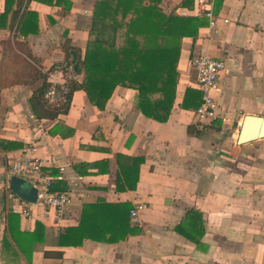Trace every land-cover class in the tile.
Masks as SVG:
<instances>
[{
  "label": "crops",
  "instance_id": "obj_1",
  "mask_svg": "<svg viewBox=\"0 0 264 264\" xmlns=\"http://www.w3.org/2000/svg\"><path fill=\"white\" fill-rule=\"evenodd\" d=\"M18 1L0 0V264H264V137L236 143L245 114L264 116V0H212L214 26L195 0H160L166 13L199 22L196 35L182 37L175 99L164 122L143 115L137 90L121 86L103 109L76 89L66 113L35 117L29 98L41 80L32 82V70L64 63L66 45L83 54L95 0ZM20 21H27L26 36L15 33ZM201 53L225 66L214 92L224 117L211 122H198L194 113L201 93L190 60ZM31 141L51 186H58L53 191L81 177L79 198L60 226L54 209L46 216L10 187L6 167ZM116 154L143 158L134 190L114 192ZM102 161L107 171L93 173L91 164ZM21 179L19 191L28 194L33 186ZM8 191L14 197L7 199ZM99 199L144 202L138 231L115 243L58 246V233L78 223L81 205ZM22 201L32 205L29 218L10 209ZM190 210L203 221L196 242L175 231L190 226L184 218Z\"/></svg>",
  "mask_w": 264,
  "mask_h": 264
},
{
  "label": "trees",
  "instance_id": "obj_2",
  "mask_svg": "<svg viewBox=\"0 0 264 264\" xmlns=\"http://www.w3.org/2000/svg\"><path fill=\"white\" fill-rule=\"evenodd\" d=\"M20 3L21 0L18 5ZM159 3L160 0H95L83 54L76 47H64L65 70L72 75H82L81 81L74 77L68 81L69 98L74 90L82 89L91 104L103 109L116 86L132 88L138 92L137 106L143 115L159 122L168 119L175 99L181 40L184 36L196 35L199 22L193 17L166 13ZM26 26L27 21L21 22L15 33L26 36L29 32ZM73 52L75 63H72ZM32 71V82L41 80L29 98L35 117L52 120L66 113L69 102L52 105L44 98L50 85L48 71L43 73L36 68ZM200 101L201 95L195 105ZM183 104L187 106V98ZM142 161L139 156L116 154L114 192L120 194L135 189ZM91 166L96 168L93 173L107 171V161ZM75 168L78 173H86L79 165ZM56 188L57 185L51 186L52 191L59 190ZM130 206L127 201L107 202L104 199L82 204L78 223L58 233L57 245L79 246L84 239L107 243L124 240L138 231L137 226L130 224ZM184 218L190 220V226L179 224L175 231L190 241H198L203 231L201 214L190 210ZM40 228L36 225L33 233ZM46 254L51 255L50 252Z\"/></svg>",
  "mask_w": 264,
  "mask_h": 264
},
{
  "label": "built area",
  "instance_id": "obj_3",
  "mask_svg": "<svg viewBox=\"0 0 264 264\" xmlns=\"http://www.w3.org/2000/svg\"><path fill=\"white\" fill-rule=\"evenodd\" d=\"M212 0H195V9L202 12L209 18V25L214 26L215 19L211 11ZM190 65L196 73V85L201 93L200 104L195 108L194 113L198 122H211L217 118L223 119V114L218 111V103L214 98V92L219 90L218 79L225 68L222 60L213 58L206 54H196L190 60ZM66 64L62 63L48 71L47 81L49 87L44 93V98L48 104L62 105L70 101L68 81L72 79V74L65 70ZM38 143L29 142L21 148L19 155L11 160L7 165V172L15 177L27 179L36 189L35 202L43 209V214L48 215L50 209L56 211L55 224L60 226L62 215L67 210L76 205L79 198L77 192V181L81 177L75 176L71 181V187L65 190L52 191V177L43 172V159L38 156ZM13 196L8 191L6 198ZM144 202L134 201L129 210L130 224L141 226V214L145 210ZM11 211L19 214L22 218L31 216V203L22 201L10 207Z\"/></svg>",
  "mask_w": 264,
  "mask_h": 264
},
{
  "label": "water",
  "instance_id": "obj_4",
  "mask_svg": "<svg viewBox=\"0 0 264 264\" xmlns=\"http://www.w3.org/2000/svg\"><path fill=\"white\" fill-rule=\"evenodd\" d=\"M76 55L72 53V63H75ZM264 137V116L245 114L242 118L236 143L243 144ZM22 179L12 176L10 180L11 189L29 201H35L36 189L33 187L28 194L20 193L19 185Z\"/></svg>",
  "mask_w": 264,
  "mask_h": 264
}]
</instances>
